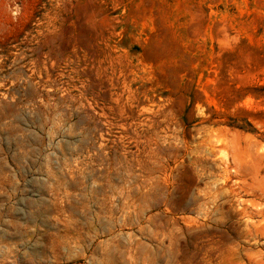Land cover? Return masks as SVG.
Segmentation results:
<instances>
[{"label": "rangeland", "instance_id": "obj_1", "mask_svg": "<svg viewBox=\"0 0 264 264\" xmlns=\"http://www.w3.org/2000/svg\"><path fill=\"white\" fill-rule=\"evenodd\" d=\"M0 264H264V0H0Z\"/></svg>", "mask_w": 264, "mask_h": 264}]
</instances>
